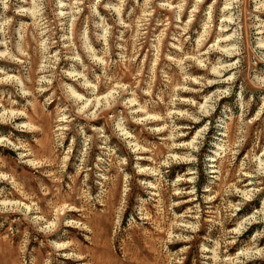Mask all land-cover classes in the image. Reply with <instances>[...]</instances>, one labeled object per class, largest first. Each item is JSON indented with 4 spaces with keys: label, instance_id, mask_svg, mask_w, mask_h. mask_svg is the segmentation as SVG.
Segmentation results:
<instances>
[{
    "label": "rangeland",
    "instance_id": "374dc122",
    "mask_svg": "<svg viewBox=\"0 0 264 264\" xmlns=\"http://www.w3.org/2000/svg\"><path fill=\"white\" fill-rule=\"evenodd\" d=\"M0 264H264V0H0Z\"/></svg>",
    "mask_w": 264,
    "mask_h": 264
},
{
    "label": "bare ground",
    "instance_id": "6f19581e",
    "mask_svg": "<svg viewBox=\"0 0 264 264\" xmlns=\"http://www.w3.org/2000/svg\"><path fill=\"white\" fill-rule=\"evenodd\" d=\"M98 99H99V98H98ZM98 99H97V101H96V102H97V104H98V102H99V101H98Z\"/></svg>",
    "mask_w": 264,
    "mask_h": 264
}]
</instances>
